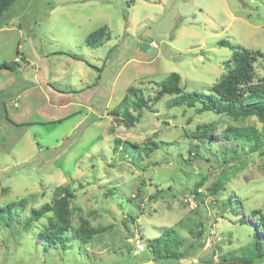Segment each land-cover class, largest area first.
Returning <instances> with one entry per match:
<instances>
[{"label": "rangeland", "instance_id": "1", "mask_svg": "<svg viewBox=\"0 0 264 264\" xmlns=\"http://www.w3.org/2000/svg\"><path fill=\"white\" fill-rule=\"evenodd\" d=\"M102 26L111 39L87 45ZM222 39L264 51V0L15 1L0 20V61H20L0 70V207L24 200L26 218L68 185L71 224L90 230L63 248L41 235L52 213L29 230L0 225V264H240L230 257L254 238L249 212H264V155L224 131L262 123L154 100L173 71L186 92H208L233 54ZM255 73L264 79V58ZM130 86L152 99L133 126L112 114ZM206 122L217 128L203 143L194 133ZM167 228L182 259L157 260L145 244Z\"/></svg>", "mask_w": 264, "mask_h": 264}, {"label": "trees", "instance_id": "2", "mask_svg": "<svg viewBox=\"0 0 264 264\" xmlns=\"http://www.w3.org/2000/svg\"><path fill=\"white\" fill-rule=\"evenodd\" d=\"M16 0H0V20L13 6ZM104 39H111V33L106 26H102L90 33L86 38L87 45L98 47ZM220 45L233 49L232 56L225 61L227 72L223 74L218 83L214 84L208 92L191 91L186 92L181 84L182 76L179 72H171L159 83V89L154 98L160 100L165 95L175 96L171 106L195 107L200 104V111H210L216 114H226L234 120H245L256 116L262 123L259 128L255 124L231 125L224 131L226 138H233L242 147H248L252 152L264 155V79L256 78L255 63L259 58H264V51L250 50L241 45L231 43L227 39L218 42ZM17 53H20L18 50ZM73 57L82 60L83 57L73 54ZM23 61L24 57L21 58ZM20 61H0V70L14 71ZM152 99L145 96L143 89L130 86L119 105L112 111L113 115L126 125L133 126L140 120L143 109L151 110ZM133 107V110L131 109ZM139 111L138 114L134 111ZM217 128L213 122L202 123L197 127L194 136L200 138L203 143H208L212 132ZM116 142L121 140L116 139ZM154 148L160 146L156 141L151 142ZM154 148H151L153 150ZM233 154L238 153L237 148H230ZM201 155L200 150L194 152ZM221 182L214 183L215 190L222 185ZM76 197L75 191L68 185L57 186L50 203H45L39 208H32L26 218L18 213V206H25V201H14L4 207H0V225L13 227L18 224L23 230H29L34 221L39 220L48 213L50 217L49 227L42 233L47 246L61 245L66 247L67 242L77 237L79 231H89L90 225L83 221L80 228L71 224L72 207L71 201ZM251 216L257 217V229L254 238L249 244L241 248V253L232 255L230 259L237 260L240 264H260L264 262V212L261 208L249 212ZM248 223L249 219H244ZM258 231V232H257ZM183 240L176 234L173 228L164 229L163 232L152 239L146 238L145 244L153 253L155 259L160 261L179 260L184 257L180 251Z\"/></svg>", "mask_w": 264, "mask_h": 264}]
</instances>
